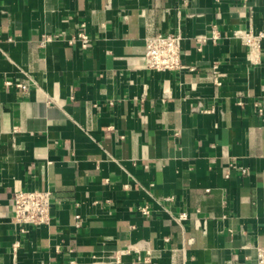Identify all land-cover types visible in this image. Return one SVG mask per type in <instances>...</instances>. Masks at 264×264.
<instances>
[{"label":"crops","instance_id":"crops-1","mask_svg":"<svg viewBox=\"0 0 264 264\" xmlns=\"http://www.w3.org/2000/svg\"><path fill=\"white\" fill-rule=\"evenodd\" d=\"M263 20L264 0H0V264H256L264 42L233 33ZM158 34L182 37V69L145 67ZM24 189L51 211L21 233Z\"/></svg>","mask_w":264,"mask_h":264},{"label":"built area","instance_id":"built-area-1","mask_svg":"<svg viewBox=\"0 0 264 264\" xmlns=\"http://www.w3.org/2000/svg\"><path fill=\"white\" fill-rule=\"evenodd\" d=\"M264 27V20H263ZM235 39H238L248 49L249 56H257L262 42H264V30L257 33L252 30H241L233 33ZM219 34L212 32L209 38L201 37L197 41L205 42L207 39L216 41ZM75 41L82 47H86L89 42L88 37L81 30L77 33ZM181 43L182 37L179 34L156 35L145 40L144 47V65L147 69L165 72L180 70L183 68L181 63ZM211 79L215 85H220V75L217 71V64L211 66ZM6 86H11V82H5ZM18 88L25 89V86L16 84ZM254 108L259 116H264V99L261 102L254 103ZM230 170H235L241 175L247 173V168L237 166L235 163L229 165L224 177L229 178ZM51 211V193L45 190H19L13 195V221L21 233H26L29 227H39L48 225ZM142 215L148 214L146 207L140 208ZM186 213H181L176 221L181 222L187 219ZM256 264H264V246L255 247Z\"/></svg>","mask_w":264,"mask_h":264}]
</instances>
